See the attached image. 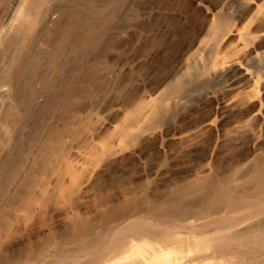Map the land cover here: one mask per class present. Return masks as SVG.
<instances>
[{"label":"rangeland","instance_id":"1","mask_svg":"<svg viewBox=\"0 0 264 264\" xmlns=\"http://www.w3.org/2000/svg\"><path fill=\"white\" fill-rule=\"evenodd\" d=\"M93 1L89 3L92 8L97 7L95 13L98 12L93 34L98 43L96 47L90 40L85 44L86 41L82 42L77 49L80 60L52 61L49 66L57 65L50 67V71L49 66L45 67L47 63L45 69H41L43 64L37 51L38 57L35 54L33 62L37 57L40 61L36 60V64L39 62L41 67L36 65L38 69L36 66L34 69L38 72H32L39 81L34 76L28 91L23 93L25 95L16 98L19 99L16 101L17 106L19 104L16 116L19 117L15 118L18 120L12 121L13 128L10 127L7 138L0 135L6 139L5 145L0 144L5 146H0V264H37L41 260H45L42 264H87L89 261L88 264H97V259L109 251L110 255L115 254L110 264H131L132 260H141L153 253L160 258L154 259V263L151 261L153 264H264L261 248H234L236 240L245 238L251 228L264 226V219L252 224L247 231L245 229V233L228 229L221 232L197 230L192 234L200 235L201 240L198 236L196 244L183 245L182 242L191 233L189 220L211 221V218L228 217L243 209H238L235 202H232L233 207L227 208L229 212L226 209L227 214L217 213L216 208L223 199L236 196L228 181L250 173L244 174L241 169L249 149L246 136L241 137L244 142L239 138V144L226 140L216 146L212 142L216 133L205 132L192 147H186L189 143L185 141H167L162 145V139L168 134H176L210 116L213 113L210 99L199 103L188 97L182 110L171 111L167 116L154 114L149 126L96 156L93 171L74 169L70 149L76 146L81 151H88L96 143H108L114 134L113 126L123 121V117L116 116L111 110L114 106L126 108L127 116L134 115L133 119H138L136 107L143 102L142 93L153 90L174 74L183 53L207 21L205 11L192 0H109V7L97 3L100 0ZM207 1L211 2L212 8L220 0ZM8 52L0 53V65L3 62L5 67L12 63L17 65V56L21 53L16 47ZM37 73L42 75L41 78ZM208 84L198 91L211 86ZM261 90L264 92V87ZM5 103L7 106L3 102L0 107V118L10 102ZM95 116L113 120V126L100 129ZM262 134L264 138V127ZM1 142L4 143L2 138ZM260 156L263 159L258 156L252 162L263 164V152ZM205 160L210 166V175H201V178L200 168ZM252 162L250 165L254 166L249 165V171L256 167ZM215 185L216 191L221 193L215 191ZM211 192H215L214 196ZM213 212L217 213L215 218ZM127 216L138 218L127 227L115 229L119 233L113 230V226ZM181 223L187 224L186 227ZM126 240L148 244L144 255L133 254L132 248L130 254L120 250ZM178 242H182L181 246ZM228 244L234 249H229ZM90 245H95L92 246L94 249ZM110 245L116 246L108 250ZM205 245L207 253L203 250ZM209 247H215L216 251L208 250ZM196 248H202L204 254H196L198 250L193 255ZM98 250L105 255H98ZM234 250L240 254L233 253ZM122 251L128 256L121 257ZM161 251L167 254L163 256ZM214 253L224 256L218 257Z\"/></svg>","mask_w":264,"mask_h":264},{"label":"bare ground","instance_id":"2","mask_svg":"<svg viewBox=\"0 0 264 264\" xmlns=\"http://www.w3.org/2000/svg\"><path fill=\"white\" fill-rule=\"evenodd\" d=\"M90 1L0 0V53L7 54L10 49L13 48L14 50V47H16V49L19 51V54L21 53L19 56H17L19 57L18 61L16 62L17 65H14L12 63V65L7 64L8 66L5 67L3 62V65L2 63L1 65L4 68L0 67V107L2 106L3 102L6 106L7 103H5V101L10 102L8 103L9 105L7 107V110L4 108L5 106L2 108L5 109L6 112L5 110H3L5 114H3L4 116L0 118L1 136L3 135L7 138V136L10 135H8V133L11 132L9 131L10 127L13 128L14 124L12 121L18 116H16V114H18L16 112L19 104L17 106L16 101L19 99L16 100V98H18L20 94H23L24 92L28 91L29 85L32 84L31 82L35 76V73H33L32 71L35 70L34 72H36V69H38L36 65H40L39 67H41V64H38L39 62L36 64V60H38V55L39 59L43 64L41 69L44 70V64L46 63L47 65H45V67H48L49 63L52 65L53 62L58 60L68 61L72 59V61L76 62L80 60L81 54L78 53L79 50L77 51V49L78 47H81V44H83L82 42L86 40H90L92 42H90L91 45L93 44V46L95 47L98 44H96L97 41L94 40L93 36L94 30L96 31L95 18L97 16L96 14L98 13H95V9H97L96 6L100 4L103 7H106L109 4V0H100L101 2H97L98 0H95L97 3H100L94 6L96 8L91 7V4L89 3ZM192 1L195 6H198V8L200 7L205 11L207 21L205 22V26L202 31L199 33V35H197L195 41L183 53V57L175 68L176 70L174 74L169 77H166L164 80L161 81V83H158L156 87L154 86L153 90H148L149 92H145V90L142 93L141 97L143 102L140 101V105L136 107L138 119H133L135 117L134 115L127 116L126 108L120 105L111 108V110L115 113L116 116L123 117L122 124L120 125L113 126V120H108L107 118L95 116L94 118L96 119L97 125L100 129L103 127L113 126L114 134L108 143H96L95 147L89 149L88 151H81L76 146L71 148L70 151L72 153V156H74L73 167L76 170L93 171V163L96 156L106 153L110 146L120 144L126 138L132 136L142 128L147 127V125L149 126V120L154 114H160L159 116H167L171 111L182 110L185 106V99L188 97L195 99L199 103H202L206 99H210L213 106V113L211 112L212 114L210 116L200 120L197 123L191 124V126L189 125L188 127L183 129L180 128L181 130L178 129L179 131L176 134H173L174 132L172 133V135L168 134L165 138L162 139V141L164 140L162 145L165 144L167 141H183V143L185 141V143H189L186 145V147H192L194 143L198 142L197 139H199L200 136L205 132L216 133L214 134L217 136L215 140L212 141L213 143L215 142L216 146L218 144H222V142L226 140H232L233 142L237 143L239 141V138L242 140L243 138L241 137L246 136L245 138L248 139V144L247 142L245 143L249 146V149L247 148L248 152L244 157V162L242 165H240L241 169L244 171L242 172L241 170L242 173H250H248L246 176H243L242 178L239 176V179L238 177H235L232 180L228 179L231 180L228 182H231L230 184L233 187L234 195H236L237 197L231 196L229 198L223 199V201L220 202V207L216 208L218 209L217 213L219 212L220 214H227V211L229 212L227 208H230L234 204L232 202H235L234 205H236V207L238 206V209L243 208L242 210L244 211L238 210L239 212H237L235 215H231L224 218H222L223 215L222 217L221 215H219V217H221L220 219L213 220V218H211V221L210 219H208V221H197L193 219L191 221L189 220L190 223L188 221L185 222L187 224L189 223L188 228L190 229V234L197 230H212L216 232L223 229H228L229 231L242 230V232L245 233V229L247 231V229H250L252 224H256V222H258V220L260 219H264V163H254L256 157L258 156L263 159V157L260 156L262 152L264 156V149H262V144L264 143V138L262 134L264 127V92H262L263 90H261L264 87V0H220L219 3L217 2L218 4H214L215 6H212V8L210 1V3L207 0ZM107 7H109V5ZM232 38L233 42H231ZM87 41L84 42V44L88 43ZM33 47L35 48V51H33ZM37 51H39L38 55L36 53ZM35 54L37 55V57L35 58L36 60L34 59L35 62H33ZM8 58L11 59V56ZM32 63L35 64L34 67L32 66L31 68ZM59 63L61 62H58V65H60ZM56 65L57 64H55V66ZM35 66L36 69H34ZM50 67L51 66L48 67L49 71L52 68ZM46 72L48 74V71ZM39 73L42 74V71L39 70ZM39 73L37 74L39 75ZM42 75H44V73ZM77 76L75 75V77ZM35 78L36 80H38L37 76H35ZM43 78L45 77L43 76L42 80ZM34 82L36 81L34 80ZM208 83L211 84V86ZM207 84L210 86H207L209 88L206 87L205 90L198 91V89L201 87H203L201 89H204V86H206ZM194 91L196 93H194ZM239 112L242 113H240L238 116L237 114ZM5 137H1L4 143L1 142L0 144H6ZM4 145L0 146L5 147ZM182 147L185 148L184 145ZM251 162L254 163L256 167L254 170L251 169V171H249L251 168L250 166H254L253 164L250 165ZM238 163L241 162L238 161ZM209 173L210 166L206 161V163L201 165L199 176L201 177L202 175V177H205V175H208ZM228 187H230V185ZM218 188L219 187H217V189ZM224 188L226 190V187ZM217 191L221 193L219 190ZM212 192L211 194L214 196L215 192L214 194ZM226 193L228 192L226 191ZM216 196L218 197V195ZM233 210L235 211V209H232V211ZM217 213L213 212L214 215H212V217H214ZM137 218L138 217L136 216L133 218L127 216L124 219L119 220V222H117L116 224L114 223L115 225H112L113 230H119L123 227H127L133 224ZM204 218L206 219V217ZM207 218L210 217L207 216ZM182 224L184 223H181V225ZM187 224H184V226ZM259 225L258 227L264 224L260 226ZM179 226L180 225H178V227ZM255 226H253V228ZM256 227L255 229L251 228L250 233L245 236V238L241 239V241L240 239L239 241L236 240L237 244H234V248H244V250L261 248V252H264V226H262L261 228ZM110 230H112V228ZM140 232L141 231H139V235ZM175 234L177 235L178 233ZM190 234L187 235V237L184 235L186 238L184 239V241H182L183 245H185L184 243L196 244V242L199 240L198 236L200 235L196 236V232L195 234ZM214 234L218 235L216 233ZM214 234L210 235L214 236ZM210 235L208 236L210 237ZM179 236L180 235H178L177 237L179 238ZM180 238H182V236H180ZM126 241L127 245H125V241H123L125 244L122 241L120 242L124 245L123 249L121 248L123 245L119 246L121 248L120 250H124L126 254L131 253L130 248L133 249V254L138 255L143 254L145 250H147L146 245L148 244H145L146 242H143L144 240H141V242L145 245H141V243L137 244V242L134 240ZM202 241L204 240L202 239ZM128 242L130 243L128 244ZM182 242H178L179 245ZM176 245L178 244L176 243ZM92 246L90 245V247ZM115 246H113V248H115ZM199 246L200 245L198 244L197 248ZM229 246H231L229 247V249L233 248V245ZM93 247H95V245ZM109 247H111V245L108 246L107 249ZM197 248L194 251L193 255L198 252V250L202 249ZM206 248L207 247L205 245L203 249L204 252H206ZM211 248L208 250H215V247ZM227 248L228 246L225 247V249ZM101 250H98V253ZM112 250L111 254H114L112 253ZM95 251L93 252L94 254ZM234 251L235 252H232L236 253L237 250ZM114 252L118 253L116 249ZM125 252H123L124 254L122 253L121 257L124 258V255H126ZM161 252L163 253L165 251ZM200 252L201 250L196 254H199ZM93 253L88 254L90 256L93 255ZM101 253L105 255L103 252H100L98 255H100ZM120 253L121 252H119V256L121 255ZM202 253L203 252H201L200 254ZM238 253L240 254V251ZM102 254L100 256H102ZM153 254L154 255L152 256L150 254V257L143 256L141 260H132L131 264H153L155 262L154 259L156 260L158 256L155 255L156 253ZM166 254L167 252L163 253V256H165ZM117 255L118 254H116V256ZM214 255L218 257L224 256V254L216 255L215 253ZM257 255L259 256L261 254L257 253ZM262 255H264V253H262ZM112 256L113 255H110L109 251L107 255L103 256L101 259H97L98 256L94 259L99 260L97 264H110V262L113 261V257L115 256V254L113 257ZM127 256L128 255H126V257ZM203 259L204 258L200 260L203 261ZM151 261H153V263ZM43 262H45V260H41L39 263L37 262V264H42ZM198 262L200 261L198 260ZM88 263H90V261Z\"/></svg>","mask_w":264,"mask_h":264}]
</instances>
